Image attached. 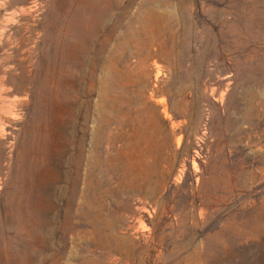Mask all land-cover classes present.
Returning a JSON list of instances; mask_svg holds the SVG:
<instances>
[{
	"label": "rangeland",
	"instance_id": "374dc122",
	"mask_svg": "<svg viewBox=\"0 0 264 264\" xmlns=\"http://www.w3.org/2000/svg\"><path fill=\"white\" fill-rule=\"evenodd\" d=\"M263 76L264 0H0V264H264Z\"/></svg>",
	"mask_w": 264,
	"mask_h": 264
},
{
	"label": "bare ground",
	"instance_id": "6f19581e",
	"mask_svg": "<svg viewBox=\"0 0 264 264\" xmlns=\"http://www.w3.org/2000/svg\"><path fill=\"white\" fill-rule=\"evenodd\" d=\"M188 27H189V25H187V28ZM260 81L264 82V76L261 78ZM256 102H257V107L260 106V105H264V102L262 100L261 101H256ZM196 110L197 109L195 108L194 112H196ZM257 112L260 113L259 111H257ZM162 115L164 116L165 119H168V120L172 119V115L170 113V110L167 107H165L164 110L162 111ZM180 115L186 116L185 112L180 113ZM194 117H196V116L194 115ZM194 123H195V121H194ZM159 125L160 126H159L158 129L165 133V139H166L165 147L170 148L172 150V153H173V156L171 158H168V159L166 158L168 164L170 165V167L173 168V166H174V164L176 162L177 156H178V151L180 150V148L182 146V143H183V136H176L177 135L176 131H177V129L181 130L184 127L185 124H183V123H178V124L172 123V125L169 127L170 130L165 128V126H163L161 121H160ZM229 141H230V139H229ZM216 147H217V145H216ZM185 150L189 151L190 147H186ZM260 162H261L260 164L264 166V155H263V159ZM194 163H195V161H194ZM169 177H170V173L166 172L164 174L163 180L161 182L164 186H166V184L168 183ZM175 217H176L175 219L177 221L180 220L182 222L186 218V215H183V214L179 215V218H178V215H175ZM166 225H167V228L169 227V229L173 228V226H174L172 221L166 223ZM118 232H119V230L116 227H110L108 240L106 242L104 241V243L102 244L104 246V248L108 249V255L104 256L103 258L109 264H118L120 259L113 257V255L117 254V253H121L122 255L125 256L124 258H127L126 259L127 261L125 263L128 264L129 263L128 258L134 257L135 259H137L138 253H142V250H141L140 247H138V245H136L133 242L132 239L124 237V236H121V235L118 234ZM120 233H122L121 230H120ZM166 237L171 242L174 241L175 238H176V237L172 236L171 234H167V236H165V238ZM162 239L164 240V236L162 237ZM162 239H161V242L163 243ZM128 242L133 244L132 247L130 249H128L129 251L127 250L126 252L124 251L122 253V250H121V248L119 246H121V243H123V244L127 243L128 244ZM149 249H150V247H147L145 249V251L143 250L145 255L148 254ZM96 260H98V259H96ZM96 260L95 259H90V260L85 261V262H86V264H104V262H100L99 260L98 261H96ZM102 261H103V259H102Z\"/></svg>",
	"mask_w": 264,
	"mask_h": 264
}]
</instances>
